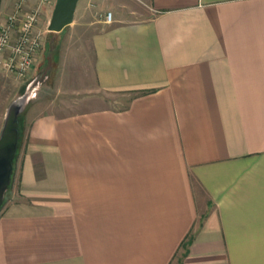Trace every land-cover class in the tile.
<instances>
[{
    "label": "crops",
    "instance_id": "1",
    "mask_svg": "<svg viewBox=\"0 0 264 264\" xmlns=\"http://www.w3.org/2000/svg\"><path fill=\"white\" fill-rule=\"evenodd\" d=\"M73 16L89 80L132 95L29 110L0 264H175L189 234L181 264H264V0H77Z\"/></svg>",
    "mask_w": 264,
    "mask_h": 264
},
{
    "label": "rangeland",
    "instance_id": "2",
    "mask_svg": "<svg viewBox=\"0 0 264 264\" xmlns=\"http://www.w3.org/2000/svg\"><path fill=\"white\" fill-rule=\"evenodd\" d=\"M54 2L41 6L35 23L34 30L41 37L42 45L33 67V77L17 76L7 71L0 62V96L6 97V110L17 97L25 95L24 103L18 112V121L20 124L22 122L23 130L18 137L12 175L0 209L5 201L11 199L13 188L19 184V155L24 146L27 115L30 109L34 114L66 115L85 108L121 107L132 95L130 91L99 90L95 83L89 80V55L83 51V40L89 37L91 30L82 26L79 16H73V20L63 31L48 30L47 24ZM93 16L89 14L91 18L89 20H93ZM69 40L76 43L71 45L72 42ZM73 49L81 52L73 53ZM183 251L184 248L181 247L176 255L175 264H181Z\"/></svg>",
    "mask_w": 264,
    "mask_h": 264
},
{
    "label": "built area",
    "instance_id": "3",
    "mask_svg": "<svg viewBox=\"0 0 264 264\" xmlns=\"http://www.w3.org/2000/svg\"><path fill=\"white\" fill-rule=\"evenodd\" d=\"M55 0H17L14 8L0 18V62L17 76L33 77V67L42 45L35 23L42 5ZM111 12H106L110 20Z\"/></svg>",
    "mask_w": 264,
    "mask_h": 264
},
{
    "label": "water",
    "instance_id": "4",
    "mask_svg": "<svg viewBox=\"0 0 264 264\" xmlns=\"http://www.w3.org/2000/svg\"><path fill=\"white\" fill-rule=\"evenodd\" d=\"M76 3L77 0H55L47 24L48 30L58 32L68 25L73 20ZM24 96L21 95L10 103L0 130V205L13 171L19 137L18 112L24 103Z\"/></svg>",
    "mask_w": 264,
    "mask_h": 264
},
{
    "label": "trees",
    "instance_id": "5",
    "mask_svg": "<svg viewBox=\"0 0 264 264\" xmlns=\"http://www.w3.org/2000/svg\"><path fill=\"white\" fill-rule=\"evenodd\" d=\"M20 119H21V117H19ZM19 119V120H20ZM20 122V121H19ZM22 130H23V125H22V122H21V124L19 123V134H21L22 133ZM19 141V140H18ZM15 157V156H14ZM191 239H192V235H187V237L181 242V246L182 247H184V249H186V244L188 243V242H190L191 241ZM184 244H185V246H184Z\"/></svg>",
    "mask_w": 264,
    "mask_h": 264
}]
</instances>
